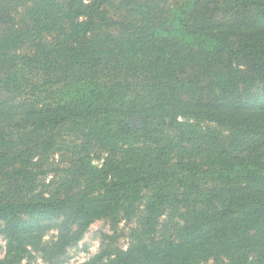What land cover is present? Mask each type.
Wrapping results in <instances>:
<instances>
[{"label": "trees", "instance_id": "trees-1", "mask_svg": "<svg viewBox=\"0 0 264 264\" xmlns=\"http://www.w3.org/2000/svg\"><path fill=\"white\" fill-rule=\"evenodd\" d=\"M21 1L27 0H0V16L8 4ZM31 1L27 18L32 26L13 27L0 36V52L18 50L30 42L35 62L52 82L62 77L68 87L79 88L77 93L83 92L80 87L89 88L88 94H77L74 105L61 104L52 112L40 113L34 123L38 132L72 123L85 127L88 143L112 147L118 140L161 144L166 128H173L178 138L171 137L163 149L158 148L161 165L113 166V179L98 195L83 191L65 198L0 201V233L6 234L15 250L1 263L22 264V243L39 230L33 222L15 221L71 212L74 216L65 225H77L74 236L61 237L52 248L63 251L81 240L96 220H117L122 213L135 212L143 190L151 189L142 228L133 235L137 243L105 264H200L224 255L235 257L233 264H264V162L236 155L253 139L264 141V124L238 112L245 106L256 110L257 105L235 100L264 83V0H184L167 17L159 7L153 8L156 0H126L141 8L144 24L116 41L108 33L99 43L89 40V35L117 24L103 9L108 0ZM47 36L54 41H47ZM102 65H112L117 74L109 87L95 77ZM131 77L145 79L142 82L147 85L153 81L160 91L158 98L148 101L137 93L131 97L130 89L138 87L132 85ZM136 116L142 121L140 127ZM190 116L222 128L226 137L215 129L199 137L178 121ZM186 142L202 149V158L211 168L208 174L225 186V192L199 193L197 162H180L176 166L194 168L168 175L169 163L162 158L174 149L186 151ZM30 151L27 148L13 157L1 153L2 179L32 183L35 175L26 166L12 173L6 169ZM95 180L96 176L92 185ZM170 204H187L186 224L177 242L170 238L156 242L153 233ZM258 249L262 250L259 258L249 262L246 255Z\"/></svg>", "mask_w": 264, "mask_h": 264}, {"label": "rangeland", "instance_id": "rangeland-1", "mask_svg": "<svg viewBox=\"0 0 264 264\" xmlns=\"http://www.w3.org/2000/svg\"><path fill=\"white\" fill-rule=\"evenodd\" d=\"M183 1L156 0L157 3L152 5L155 9L159 7L164 17H167ZM32 3L31 0H27L7 5L6 11L0 16V36L8 34L10 28L13 27L32 26L27 18L28 8L32 6ZM103 9L107 11L108 18L117 22L118 25L110 29L97 28L89 35L88 39L91 41L99 43L108 33L116 41L144 24L139 14L141 8L129 1L108 0L103 5ZM46 40L53 42L54 38L47 36ZM35 55V48L30 42H27L21 49L7 53L0 52V154L5 152L9 157H13L27 148L31 149L21 161L7 166L6 169L8 173H12L24 165L35 175L32 183L23 184L21 181L2 179L4 172L0 168V201H17L20 198H65L78 195L83 191H93L95 195L96 193L98 195L99 191L113 179L115 175V172L111 171L113 166L116 167L123 163H128L130 167L141 163L161 165L158 148L163 149L171 137L178 138L173 128H166L161 144L145 143L143 140L138 142L118 140L115 147L108 144L98 145L95 142L88 143L85 138V127L72 123L54 130L38 132L34 123L40 113L52 112L61 104L74 105L72 103H77V94L86 95L89 88L88 86L80 87L83 92L77 93L79 88L68 87L69 82L62 77L60 82H52L54 79L47 75L43 66L35 62ZM29 59H32V62ZM109 67L113 70L112 65L99 66L101 72L95 76L103 87L111 86L115 80L114 77H117L116 72L110 71ZM181 77L185 80L187 75ZM130 80L133 81L132 85H138L135 89H130L131 97L137 93L145 96L148 101L154 97L158 98L160 91L155 88L153 81L147 85L142 82L145 79L139 81L131 77ZM93 83L92 79L89 84L93 85ZM167 83L169 84V81ZM189 91L190 96H194L193 92ZM186 97L184 99L189 101V95L186 94ZM235 100L244 105L245 103L257 105L256 110L245 106L238 112L264 124V83H258L250 94L242 93L235 96ZM252 112L257 114L254 116ZM136 118H138L140 127L142 121L139 116ZM178 121L195 130L199 137L211 129H215L219 136L226 137L227 135V131L215 124L206 120L197 121L193 116L186 120L179 117ZM24 138H27L26 143H21ZM184 146L186 151L174 149L172 154L167 153V155L170 154L168 158H162L164 162L169 163L167 165L169 166L168 175L183 171L188 173L194 168L176 166L180 162H197L200 170L199 193L215 189L225 192V186L214 181L208 174L211 168L202 158V149L191 147L189 142H186ZM236 155L264 162V141L255 138ZM148 170H150L149 167L145 171ZM95 176L96 180L92 185ZM17 183L23 185L22 188L17 187ZM152 194L151 189L143 190L142 201L135 205V212L132 211L129 216L122 213L117 220L111 218L96 220L81 240L66 246L63 251L55 252L52 248L61 237L74 236L77 225H65L67 220L74 216L71 212L60 217H25L21 221H15L33 222L39 229L22 243L25 245V249H22V264H105L115 259L137 243L133 235L136 230L142 228L145 206ZM186 211L187 204L177 206L170 204L165 207V212L153 233L156 242H162L167 238L174 242L178 241L186 224ZM11 251L15 250L10 239L6 234L0 233V264L7 259ZM261 253L262 250L258 249L246 256L251 262L257 260ZM234 259L236 258L233 256L224 255L212 257L200 264H233Z\"/></svg>", "mask_w": 264, "mask_h": 264}]
</instances>
